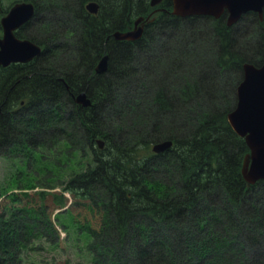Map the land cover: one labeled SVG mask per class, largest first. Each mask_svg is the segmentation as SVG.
Instances as JSON below:
<instances>
[{"label":"trees","instance_id":"obj_1","mask_svg":"<svg viewBox=\"0 0 264 264\" xmlns=\"http://www.w3.org/2000/svg\"><path fill=\"white\" fill-rule=\"evenodd\" d=\"M97 1L100 10L90 15L85 0H62L72 13L69 21L77 19L79 27L54 19L47 27L41 22L36 33L21 28L17 35L42 45V53L27 63L0 66V155L20 156L31 165L45 150L58 148V155L68 156L66 162L56 160L63 165V179L27 182L19 186L18 198L8 196L0 212V264H23V252L35 239L58 238L46 199L52 196L51 203L63 208L69 199L64 192L98 213L96 227H82L90 235L91 264H264V180L246 181L242 168L249 148L228 121L244 61L264 60V20L253 11L240 18L239 23L253 21L259 33L256 41L243 44L235 36L238 22L227 26L225 15L182 17L164 11L146 23L142 38L116 40L112 32L128 29L137 16L152 10L149 0ZM39 2L24 27L45 13ZM162 6L170 11L171 0ZM204 18L211 19L218 37L211 72L182 81L178 96L167 87L152 91L148 97L155 99V112H144L141 120L123 108L119 115H126L123 123L129 129H112L104 114L110 108L105 96L133 79V59L152 29L178 33L184 25L194 31ZM72 38L70 58L55 53ZM105 53L108 69L97 74L94 67ZM223 73L236 74L235 80L231 77L235 83L223 76L219 82L229 87L215 91ZM83 90L90 106L74 100ZM97 138L105 147L98 146ZM162 140L173 145L153 152V143ZM68 143L83 151L73 166L74 149H63ZM55 175L52 169L45 178Z\"/></svg>","mask_w":264,"mask_h":264},{"label":"rangeland","instance_id":"obj_2","mask_svg":"<svg viewBox=\"0 0 264 264\" xmlns=\"http://www.w3.org/2000/svg\"><path fill=\"white\" fill-rule=\"evenodd\" d=\"M15 1L17 0H2V8H8ZM33 1L38 3V0ZM39 1L40 9H44L45 13L42 14V17L37 20L33 26L25 27V33L29 34L30 31H28V29L31 27L34 33H36L37 28L40 30L39 26L41 22L43 24L42 27H47V25H51L52 22L54 23V19L60 22L63 21L64 23L68 22V26L74 25L75 27H79L77 19H73L75 21L74 23L69 21V15L72 16L70 10L67 9L71 14H68V17L64 16L66 5L62 3V0ZM86 2H88V0H85L84 6ZM204 20V22L200 20V22L197 23L199 27L194 31H190L184 25L178 28V33L160 31L158 27L152 29L150 36L144 39L143 51L140 53L137 52V57L133 59L132 66L135 70V72L132 73L133 79H128L130 82L122 85L117 91L113 88L112 92H109V97L105 96V98H109L110 108L107 109L104 114L112 129L121 128L122 130V126L125 130L129 129L128 123H123V119L126 115L124 113L119 115L120 110L123 108H125V110H127L126 107L132 109L134 114L141 120L143 117H146L144 114L151 112L152 108L155 112V99L153 95L148 97L152 91L167 87L169 91L171 90V92L177 93L178 96L180 95L178 94V88L183 84L182 81L196 80L199 75L211 72L210 67L213 64L212 57L214 56L213 52L215 53V42H217L218 37L217 34H215V25L211 23V19L204 18ZM252 22L251 20H247L241 23L238 22L239 24L237 23L234 26L236 30L235 36L238 38L239 42L241 41L243 44L253 43L258 38L259 33L256 31L257 26ZM173 31L175 30L173 29ZM176 34H181V36H177ZM174 35H176L175 39L173 37ZM75 43L76 38H72L67 45H62L61 49L56 48L54 51L55 53L61 52L62 55L65 54L63 55L64 58H70L74 52ZM157 47H161L160 51H155ZM223 76L227 77L229 83L232 81V83H235L236 74L231 75L233 80L230 76L228 77L223 73L218 78V85L215 87V91L224 90L229 87V83L219 82L221 81L220 78ZM159 81L160 83H158ZM130 83H132L134 88L127 86ZM202 97L203 99L200 98V100L205 99L204 95ZM122 99L125 100L123 104H121ZM144 99V103L138 108V104L143 102ZM205 105H207V101H204L203 106L205 107ZM136 108L138 109L136 110ZM134 125L135 124H133V126ZM120 132H124V130H118V133ZM68 148L71 149V151L74 149V154H71L73 166L75 164L74 160L81 159L83 151L77 146H71L69 143L68 146L64 145L63 147L65 150ZM37 157L39 158L32 163V167L30 162L27 163L26 159L23 157L0 155V212L4 210V204L7 202L9 203L8 196L15 194L14 196L18 198L21 195L22 190L19 188L20 185H24L27 182L36 184L39 181L44 182L47 180L57 182L64 178V172H62L63 165L59 166L56 160L59 158L66 162L65 158H68V156L65 153H63L62 156L58 155L57 148V150L42 151V155H37ZM44 168H48V172L54 169L56 177L46 179L45 177L48 175V172H45L43 170ZM38 188L39 187L36 189ZM60 189V187L55 188V190L58 191ZM17 193L19 195H16ZM64 193L69 199L67 205L63 208L58 207L55 203H51L52 196H48L46 199V201L51 204L50 211L52 212V221L59 232L58 238L52 236L35 239L32 245L23 252V264H91V253L87 247L90 235L86 230H83L82 227H84L85 224L96 227V220L99 218L98 213H93L88 208L78 204L77 202H81V200L78 199L75 201L70 193ZM72 202L77 205H71Z\"/></svg>","mask_w":264,"mask_h":264},{"label":"water","instance_id":"obj_3","mask_svg":"<svg viewBox=\"0 0 264 264\" xmlns=\"http://www.w3.org/2000/svg\"><path fill=\"white\" fill-rule=\"evenodd\" d=\"M162 0H151L155 5ZM87 9L96 13L99 4L90 1ZM227 11V24L233 25L249 11L257 12L260 18L264 14V0H173L172 13L179 16L211 15L220 17ZM33 2H17L3 16L1 23L3 35L0 37V66L16 62H27L39 55L42 47L30 38H19L15 30L34 17ZM149 19V17L147 18ZM144 16L135 20V26L128 31L116 30L113 37L117 40H137L144 32ZM143 21V23H142ZM109 55H104L97 65L95 72L102 74L107 71ZM244 78L237 87V103L228 113V120L233 130L244 137L250 152L246 154L243 164V175L249 183L264 180V61L261 65L244 62ZM67 87L69 85L67 84ZM74 100L83 106L92 104L87 91L83 90L74 95ZM100 147L104 140H97ZM173 145L172 140H164L153 146V151L160 153Z\"/></svg>","mask_w":264,"mask_h":264},{"label":"flooded vegetation","instance_id":"obj_4","mask_svg":"<svg viewBox=\"0 0 264 264\" xmlns=\"http://www.w3.org/2000/svg\"><path fill=\"white\" fill-rule=\"evenodd\" d=\"M22 1H25V0H17V1H15V2H13L12 4H11V6H9L8 8L7 7H3L4 9H3V15L1 16V18H0V23H1V20H2V18H3V16H5L8 12H9V10H10V8L15 4V3H17V2H22ZM90 1H96V2H98V4H99V10H100V3H99V1H97V0H88V2H86V4H85V8H86V10L89 12V14L90 15H92V14H98V12H99V10H98V12H96V13H92V12H90L88 9H87V4L90 2ZM26 2H33L34 3V5H35V13H36V4H35V1H33V0H30V1H26ZM163 2H165V0H162L160 3H157V4H155V5H152L151 4V0H149V4H150V6L152 7V10L147 14V15H139V16H144V18H145V20H144V31H145V28H146V23L147 22H150V21H152V20H155L156 19V16L159 14V13H162V12H164V11H168L169 13H172V10H173V0H171V4H172V9L169 11V10H167V9H165L162 5H163ZM0 7H2V0H0ZM5 10V11H4ZM250 12V11H249ZM254 12V11H253ZM257 13V12H256ZM173 14V13H172ZM258 14V13H257ZM35 15V14H34ZM175 15V14H174ZM222 15H225L226 16V24H227V11H225ZM221 15V16H222ZM139 16H137L135 19H134V23H133V25L132 26H130L128 29H126V30H123V31H128V30H131V29H133L134 28V26H135V20L139 17ZM177 16H179V15H177ZM190 16H193V15H190ZM200 16H211V15H200ZM220 16V17H221ZM149 17V19H147ZM183 17V16H182ZM212 17H214V16H212ZM258 17L260 18V16H259V14H258ZM215 18H219V17H215ZM31 20V19H30ZM29 20V21H30ZM260 20H264V14H263V18L261 19L260 18ZM28 21V22H29ZM28 22H26L25 24H23L21 27H19L18 29H16L15 30V34L17 35V31L18 30H20L21 28H25L24 26H26L27 25V23ZM142 23H143V21H142ZM237 23V22H236ZM235 23V24H236ZM235 24H233V25H235ZM233 25H230V26H233ZM227 26H229L228 24H227ZM117 30H122V29H117ZM116 31V30H115ZM2 35H3V26H2V23H1V32H0V37H2ZM112 35H113V32H112ZM143 35H144V32H143ZM142 35V36H143ZM18 36V35H17ZM19 37V36H18ZM19 38H25V37H19ZM114 38V37H113ZM142 38V37H141ZM115 39V38H114ZM140 39V38H139ZM32 40V39H31ZM117 40V39H116ZM138 40V39H137ZM34 41V40H33ZM133 41H136V40H133ZM35 42V41H34ZM35 43H37V42H35ZM37 44H39V43H37ZM40 45V44H39ZM41 47H42V51H43V46L42 45H40ZM42 51H41V53H42ZM106 54H108L109 55V53H105L104 55H106ZM40 55V54H39ZM39 55H37L36 57H38ZM104 55H102V57L104 56ZM36 57H34L33 59H35ZM101 57V58H102ZM100 58V59H101ZM32 59V60H33ZM100 59H98L97 60V62H96V65H97V63L99 62V60ZM32 60H30V61H32ZM30 61H27V62H30ZM264 61V60H263ZM263 61L260 63V64H256V65H261L262 63H263ZM27 62H16V63H27ZM244 62H247V61H244ZM249 62H251V61H249ZM14 63V62H13ZM252 63H254V62H252ZM108 64H109V62H108ZM244 64V63H243ZM255 64V63H254ZM95 65V66H96ZM95 68V67H94ZM242 76H240V78H239V81H238V83H237V86H236V90H235V95H236V98H237V87H238V85L241 83V81L243 80V78H244V69H243V65H242ZM64 80V79H63ZM65 81V80H64ZM66 82V81H65ZM67 82H66V86H67ZM237 100H238V98H237Z\"/></svg>","mask_w":264,"mask_h":264},{"label":"bare ground","instance_id":"obj_5","mask_svg":"<svg viewBox=\"0 0 264 264\" xmlns=\"http://www.w3.org/2000/svg\"><path fill=\"white\" fill-rule=\"evenodd\" d=\"M41 54V53H40ZM162 141H164V140H162ZM162 141H159V142H162ZM159 142H156V143H153V145H152V150H153V146L155 145V144H157V143H159ZM167 150V149H166ZM165 150V151H166Z\"/></svg>","mask_w":264,"mask_h":264}]
</instances>
